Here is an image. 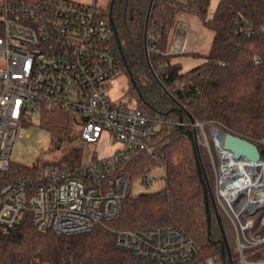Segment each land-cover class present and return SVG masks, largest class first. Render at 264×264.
Returning <instances> with one entry per match:
<instances>
[{
	"label": "built area",
	"instance_id": "obj_1",
	"mask_svg": "<svg viewBox=\"0 0 264 264\" xmlns=\"http://www.w3.org/2000/svg\"><path fill=\"white\" fill-rule=\"evenodd\" d=\"M0 3V176L8 170L13 146L21 140L24 121L33 114L62 109L79 121L81 143L99 142L109 134L120 148L108 158L87 152L81 164L40 167L16 183L0 185V231L17 226L30 214L41 233L78 235L116 220L131 195L133 181L120 165L146 154L164 169L156 139L175 122L152 115L132 99L112 100L108 81L121 70L117 35L96 3L72 0H2ZM152 42L153 36L149 37ZM180 126H185L183 122ZM198 141L215 170V195L234 226L242 264L247 250L264 245V159H235L223 148L218 129ZM149 170L142 178L154 182ZM118 246L137 258L179 264L196 252L195 241L179 227L121 231ZM207 264H220L208 260Z\"/></svg>",
	"mask_w": 264,
	"mask_h": 264
},
{
	"label": "trees",
	"instance_id": "obj_2",
	"mask_svg": "<svg viewBox=\"0 0 264 264\" xmlns=\"http://www.w3.org/2000/svg\"><path fill=\"white\" fill-rule=\"evenodd\" d=\"M211 1L111 0L103 12L116 31L120 72L133 78L138 107L175 122L156 139L167 141L158 148L166 187L138 197L130 195L116 220L85 234L41 233L28 214L17 226L0 231V264H160L121 249L117 236L121 231L165 227L181 228L196 243L191 259L179 264H207L208 260L242 264L230 240L232 226L216 199L208 151L198 141L200 130L191 123L204 124L210 138L218 129L247 139L264 156V0H219L208 19ZM181 14L199 17L214 33L210 52L194 54L205 62L188 71L173 62L176 55L168 53ZM181 119L185 126L179 125ZM70 131L67 126L53 133L51 149L62 150L63 155L43 167L82 163L81 149L68 145L77 138ZM197 161L208 185L210 225ZM156 165L148 155L138 154L122 163L120 172L134 181ZM39 168L11 161L0 176V185L16 183ZM245 256L250 262H264V245L247 250Z\"/></svg>",
	"mask_w": 264,
	"mask_h": 264
},
{
	"label": "rangeland",
	"instance_id": "obj_3",
	"mask_svg": "<svg viewBox=\"0 0 264 264\" xmlns=\"http://www.w3.org/2000/svg\"><path fill=\"white\" fill-rule=\"evenodd\" d=\"M83 5H92L94 2L102 9L106 10L111 0H72ZM183 4L187 0H176ZM1 5L3 1L0 0ZM219 0H212L209 8L208 19L212 18ZM185 16L184 20H187L190 27V33L187 38L181 37L180 45L183 44L185 47L186 54H179L173 58L174 63H180L183 71H188L195 68L205 62L202 56L194 55L199 53L206 55L210 52L214 33L212 30L207 28L203 21L191 14H181ZM2 13L0 12V18ZM177 24V19L175 21ZM184 39L185 42H184ZM108 95L112 100H129L135 104H138V99L134 94V89L131 86V79L125 72H118L108 81ZM74 118L65 110L52 109V111L45 114H33L24 121L21 140L16 142L13 146L11 161L24 164L27 166L39 165L44 166L45 162L54 163L57 162L63 155L62 150L53 151L51 149L53 133L69 126L71 128V136H77V138L71 143L70 146H76L81 149L82 162L86 160L87 152L95 154L98 158H108L112 156L116 150L120 148V144L114 142L109 134H104L103 138L92 144H82L81 134L82 127L76 125ZM264 159V156H262ZM46 166V165H45ZM213 170L214 167L212 166ZM155 175V180L150 185H145L142 182V178L139 177L133 181V188L131 191L132 197H138L145 193L158 192L166 187V176L165 171L159 165L152 168ZM215 172V170H214ZM264 213V209L259 210L257 215L258 218ZM226 216V215H225ZM226 220L232 226L230 232V240L234 243L235 250L238 252V246L236 243L235 230L232 223L226 216ZM233 233V234H231ZM251 264V263H250Z\"/></svg>",
	"mask_w": 264,
	"mask_h": 264
},
{
	"label": "water",
	"instance_id": "obj_4",
	"mask_svg": "<svg viewBox=\"0 0 264 264\" xmlns=\"http://www.w3.org/2000/svg\"><path fill=\"white\" fill-rule=\"evenodd\" d=\"M131 75V74H130ZM131 81H133V78L131 77ZM182 122V119H181ZM193 122V121H192ZM217 137H219L220 144L223 146V148L229 152H231L235 159L240 158H246L250 162L253 163H259L262 160V153L259 147L254 144L253 142L244 139L242 137L233 135L231 133H225L222 130H219L215 133ZM190 136H192V133H189ZM197 168H198V174L200 177V181L204 186V192H205V206L206 211L208 214V223L210 225L211 223V215H210V209H209V191H208V185L205 182L202 170L200 167L199 161H197ZM213 200V198H212ZM219 223H221V220L218 218ZM225 251H228L227 246L222 248V254L225 255Z\"/></svg>",
	"mask_w": 264,
	"mask_h": 264
},
{
	"label": "crops",
	"instance_id": "obj_5",
	"mask_svg": "<svg viewBox=\"0 0 264 264\" xmlns=\"http://www.w3.org/2000/svg\"><path fill=\"white\" fill-rule=\"evenodd\" d=\"M184 15H179L177 18V24H174L171 43L168 53L173 55H179L186 53L183 44L180 45L181 37L187 38L190 33V27L187 20H184ZM186 39H184L185 42ZM183 41V40H182Z\"/></svg>",
	"mask_w": 264,
	"mask_h": 264
}]
</instances>
